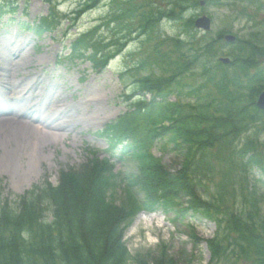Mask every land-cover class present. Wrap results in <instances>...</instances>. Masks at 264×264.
<instances>
[{
  "label": "trees",
  "instance_id": "obj_1",
  "mask_svg": "<svg viewBox=\"0 0 264 264\" xmlns=\"http://www.w3.org/2000/svg\"><path fill=\"white\" fill-rule=\"evenodd\" d=\"M131 1L105 17L104 25L117 22L109 41L94 25L75 34L70 52L105 67L136 36L149 51L119 79L126 96L139 94L126 97L129 106L98 131L107 156L85 149V162L61 170L56 185L46 180L0 201V264H149L130 253L124 233L137 212L156 209L214 221V259L264 264V111L255 107L264 64L249 53L223 66L209 43H196L185 7L137 11L142 5ZM16 5L0 0V19ZM162 17L182 20L183 35L159 33ZM37 21L24 29L38 37L61 25L53 12ZM154 146L179 153L180 166L166 168ZM117 151L134 161L131 171L114 170L110 156ZM237 195L244 201L235 212L230 202Z\"/></svg>",
  "mask_w": 264,
  "mask_h": 264
},
{
  "label": "rangeland",
  "instance_id": "obj_2",
  "mask_svg": "<svg viewBox=\"0 0 264 264\" xmlns=\"http://www.w3.org/2000/svg\"><path fill=\"white\" fill-rule=\"evenodd\" d=\"M162 1L132 0L130 4L133 6L140 4L142 7L139 11H147L148 3L155 4L156 8L158 6L164 8L165 4ZM96 3V1L92 3V0H18L15 12L11 15L7 14L0 21V49L7 48V44L1 38L7 39L11 36V32L18 35L16 41L25 36L30 38L29 43L26 42L23 46V49H28V55L23 58L18 68L21 74H30L34 69L43 66L41 75L51 76L52 80L62 81L66 76L69 77L62 84L69 87L67 101L76 102L81 96L84 97V102H76L79 109L78 112L72 113L73 122L68 132H62L64 136L59 140L45 142L44 149H37V158L34 159V155L27 154L22 159H15L12 163L0 158V201L5 198L12 200L14 194H22L35 184L46 180L55 184L61 170L65 171L67 167L77 166L78 163L85 161L87 155L85 149L88 147L100 149V154L104 156L106 141L98 137L96 133L129 106L130 101L126 97L135 98L139 94L132 91L129 92V96H126L119 79V71L122 68L137 62L149 51L148 44L136 36L129 40L125 55L110 60L106 68L94 67L88 60L71 57L70 51L75 39L74 33L77 30L82 31L87 26L99 23L101 25L99 33H105L103 37H113L118 31L117 27L112 29L117 22L110 23L108 26L102 23L108 14L112 16L120 13L122 0H102ZM88 6L93 7L88 9ZM51 12L55 13L58 19L62 18L57 33L44 34L38 38L24 29V23H33L39 16H45ZM212 13H214L213 29L203 36L197 31L194 36L212 41L218 31L225 29L231 30L234 34L237 32L240 36L247 35V31H243L245 23L232 21L233 16L226 7L215 8ZM170 18L159 19L156 22L159 33L169 37L180 36L182 31L180 23ZM136 24V20L131 22L134 30L137 28ZM196 43H199V39ZM224 52L225 50L222 49L220 54ZM58 90L61 93L64 91L63 88ZM53 98H49V101H53ZM87 109L93 111V117L88 115L85 111ZM152 151L162 158L166 168L176 170L180 166L182 156L179 153L158 146H154ZM118 156L119 154L115 153L112 157L115 160L116 170L129 171L133 168L134 162L128 156L124 159H119ZM253 174L256 177L260 176L256 170H253ZM235 187L239 188L237 185ZM229 195L230 193H227V197ZM243 201L244 197L237 195L236 199L230 202L232 210L237 212ZM261 208L264 213V202ZM191 215L192 213L188 212L180 215L179 218H174L173 213H165L161 209L138 214L125 232L130 253L147 256L149 264L162 256L166 261L173 260L175 264L191 262L207 264L210 252L206 242L215 235V223L201 216L192 217ZM236 263L250 264L243 259Z\"/></svg>",
  "mask_w": 264,
  "mask_h": 264
},
{
  "label": "bare ground",
  "instance_id": "obj_3",
  "mask_svg": "<svg viewBox=\"0 0 264 264\" xmlns=\"http://www.w3.org/2000/svg\"><path fill=\"white\" fill-rule=\"evenodd\" d=\"M11 33L7 39L1 38L7 48L0 49V158L8 163L27 154L35 159L37 149H44L45 142L61 139L62 132H68L72 125V113L78 112L77 103L84 102L83 96L77 103L66 100L69 87L62 84L68 76L62 81L52 80L51 76L41 75L43 66L21 74L18 68L28 55L23 46L30 38L16 41L18 35ZM59 88L64 91L61 93ZM51 97L53 101H49ZM85 111L94 116L92 110Z\"/></svg>",
  "mask_w": 264,
  "mask_h": 264
},
{
  "label": "flooded vegetation",
  "instance_id": "obj_4",
  "mask_svg": "<svg viewBox=\"0 0 264 264\" xmlns=\"http://www.w3.org/2000/svg\"><path fill=\"white\" fill-rule=\"evenodd\" d=\"M163 4L166 9L195 6V18L205 14L211 22L214 19L213 9L226 7L233 16L232 21L245 23L243 31H247L246 36H240L237 32L234 34L229 29L216 33L214 39L225 50L223 54L228 56V63L235 59L240 60L243 58L241 56L249 53L254 55L256 64L264 62V0H166ZM227 34L234 38L225 40ZM214 45L213 41L211 46L215 47Z\"/></svg>",
  "mask_w": 264,
  "mask_h": 264
},
{
  "label": "water",
  "instance_id": "obj_5",
  "mask_svg": "<svg viewBox=\"0 0 264 264\" xmlns=\"http://www.w3.org/2000/svg\"><path fill=\"white\" fill-rule=\"evenodd\" d=\"M194 25H196L197 27L204 29V30H208L210 28V21L206 16H203L201 18H198ZM228 40L233 39L232 36H227ZM227 59H224V62H226ZM257 107L259 109H264V91L260 93V96L258 97V101L256 103Z\"/></svg>",
  "mask_w": 264,
  "mask_h": 264
}]
</instances>
